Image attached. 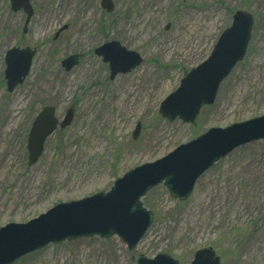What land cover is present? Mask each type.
Returning a JSON list of instances; mask_svg holds the SVG:
<instances>
[{
    "label": "rangeland",
    "instance_id": "obj_1",
    "mask_svg": "<svg viewBox=\"0 0 264 264\" xmlns=\"http://www.w3.org/2000/svg\"><path fill=\"white\" fill-rule=\"evenodd\" d=\"M112 1L107 14L99 0H31L34 13L23 34L25 14L0 0V228L105 193L129 170L210 128L264 116V0ZM238 10L253 16L250 40L214 103L193 124L160 118V103L208 57ZM109 41L138 53L142 63L110 80L108 65L93 52ZM11 47L36 49V55L24 82L9 93L4 55ZM74 54L83 58L65 72L62 60ZM44 106L54 107L59 121L71 108L73 120L28 166L29 129ZM141 203L152 222L132 250L116 236H95L48 245L13 264H136L158 254L189 264L205 248L220 264H264V141L213 165L186 200L171 198L160 184Z\"/></svg>",
    "mask_w": 264,
    "mask_h": 264
},
{
    "label": "water",
    "instance_id": "obj_2",
    "mask_svg": "<svg viewBox=\"0 0 264 264\" xmlns=\"http://www.w3.org/2000/svg\"><path fill=\"white\" fill-rule=\"evenodd\" d=\"M30 1L9 0L12 12L23 11L25 14L23 33L33 15ZM99 7L111 13L114 3L112 0H99ZM253 23V16L245 10L233 14L229 27L220 34L208 57L191 69L181 79L178 88L160 103V118L167 122L177 119L184 124H193L201 108L214 103L219 86L246 54ZM94 54L108 64L110 80L131 72L142 63L138 53L126 49L117 41L103 43L94 50ZM35 55L36 50L29 47H11L5 52L7 92H13L24 82ZM80 59V55H70L62 60L61 67L69 72ZM72 120L71 108L60 121L52 106H44L38 112L27 137L28 166L36 164L43 153L45 141L53 132L58 127H68ZM140 129L141 124L137 123L132 132L133 140L137 139ZM261 140L264 141V116L224 129L210 128L164 157L129 170L105 193L57 204L25 224H7L0 228V264H13L48 245L95 236L103 239L116 236L132 250L152 222V214L141 203L148 191L162 184L171 198L184 201L191 195L197 180L213 165L235 149ZM136 264L178 262L168 255L158 254L153 259L139 257ZM189 264H220V260L210 248H205L197 250Z\"/></svg>",
    "mask_w": 264,
    "mask_h": 264
},
{
    "label": "flooded vegetation",
    "instance_id": "obj_3",
    "mask_svg": "<svg viewBox=\"0 0 264 264\" xmlns=\"http://www.w3.org/2000/svg\"><path fill=\"white\" fill-rule=\"evenodd\" d=\"M32 9H33V8H32ZM18 12H20V11H18ZM21 12H23V11H21ZM104 12H105V11H104ZM33 13H34V11H33ZM105 13H106V12H105ZM23 14H24V12H23ZM107 14H109V13H107ZM32 16H33V15H32ZM31 18H32V17H31ZM31 18H30V19H31ZM24 22H25V20H24ZM29 22H30V20H29ZM28 24H29V23H28ZM23 26H24V24H23ZM27 26H28V25H27ZM26 29H27V28H26ZM59 30H60V29H59ZM59 30H58L57 32H59ZM65 30H67V26L65 27V29H63L62 31H60V32L58 33V35H59L60 33H62L63 31H65ZM22 32H23V31H22ZM57 32H56V33H57ZM25 33H26V32H25ZM25 33H23V34H25ZM56 33H55V34H56ZM58 35H57V36H58ZM55 38H56V37H55V35H54V39H55ZM105 43H106V42H105ZM35 50H36V49H35ZM93 52H94V51H93ZM74 55H76V54H74ZM77 55H80V56H81V59H80V61H81L82 58H83V55H82V54H77ZM97 57H98V56H97ZM99 58H101V57H99ZM101 60H102V58H101ZM80 61H79V63H80ZM102 62H103V61H102ZM79 63H78V64H79ZM103 63H104V62H103ZM105 64H106V63H105ZM107 65H108V64H107ZM76 66H77V65H76ZM76 66H75V67H76ZM63 70H64V69H63ZM108 70H109V68H108ZM109 74H110V73H109ZM31 124H32V123H31ZM57 129H60V128L58 127ZM57 129H56V130H57ZM56 130H55V131H56ZM55 131L53 132V134L55 133ZM53 134H52V135H53ZM52 135H51V136H52ZM45 142H46V141H45ZM26 150H27V148H26Z\"/></svg>",
    "mask_w": 264,
    "mask_h": 264
}]
</instances>
